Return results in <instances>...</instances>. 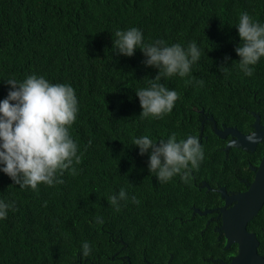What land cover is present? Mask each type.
<instances>
[{"label": "trees", "instance_id": "trees-1", "mask_svg": "<svg viewBox=\"0 0 264 264\" xmlns=\"http://www.w3.org/2000/svg\"><path fill=\"white\" fill-rule=\"evenodd\" d=\"M245 11L264 23V0H0V100L10 89L8 78L35 73L70 84L79 106L70 134L82 154L75 175L65 171L63 183H41L35 191L21 189L0 171V199L15 201V211L0 219V264L198 263L205 245L191 229L201 228L206 216H179L193 179L244 189L239 178L253 176L249 167L230 169L231 152L223 151L224 140L211 133L209 123L199 138L200 122L212 115L219 126L246 131L258 114L264 123V57L246 76L235 52L240 43L235 25ZM130 27L142 31L145 43L187 47L195 41L201 51L189 76L161 80L180 97L162 119L140 117L135 91L148 87L158 69L146 66L139 48L130 57L113 49L115 31ZM201 79L203 87L195 83ZM172 133L178 140L195 136L204 149L187 182L180 175L159 182L148 169L149 153L140 155L132 144L140 136L158 142ZM240 148L257 165L264 142L252 152ZM121 188L129 199L116 212L107 197ZM247 229L264 256V204ZM85 241L91 254L82 258ZM224 241L223 235L215 241L213 253L227 263L237 245L222 249Z\"/></svg>", "mask_w": 264, "mask_h": 264}, {"label": "clouds", "instance_id": "clouds-1", "mask_svg": "<svg viewBox=\"0 0 264 264\" xmlns=\"http://www.w3.org/2000/svg\"><path fill=\"white\" fill-rule=\"evenodd\" d=\"M235 26L240 37L235 48L240 58L238 68L244 75L252 76L254 66L264 57V23L245 11L240 13ZM114 37L113 49L118 54L130 57L139 48L146 57V66L158 69V74L149 79L148 87L135 91L142 108L140 117L162 119L172 111L180 97L161 80L190 75L192 65L201 57L197 43L189 42L187 47L179 43L169 46L162 40L145 43L143 33L137 27L116 30ZM5 82L10 89L6 98L0 100V171L21 189L30 187L35 191L41 183L50 187L63 183L60 177L64 172L75 175V165L82 161V154H78L79 146L70 134L79 112L75 90L70 84L51 83L45 76L35 73L23 80L8 78ZM190 83L193 81H186V84ZM195 83L200 87L204 85L202 79ZM199 112L203 113V109ZM207 117L205 115L202 120ZM203 125L201 121L199 138ZM248 139L255 142L256 138L253 135ZM88 144L91 145V140ZM132 144L139 147L140 155L149 153L148 169L161 183H167L177 175L187 182L191 171L198 169L204 159L202 144L191 135L178 140L172 133L158 142L145 135L134 138ZM107 199L119 212L120 202L127 201L129 196L121 188L118 194L109 195ZM131 200L139 204L135 196ZM14 205L15 201L0 199V219H6L9 210L15 211ZM96 222L103 224L104 220L96 217ZM90 254L91 247L85 241L80 255L87 258Z\"/></svg>", "mask_w": 264, "mask_h": 264}, {"label": "flooded vegetation", "instance_id": "flooded-vegetation-1", "mask_svg": "<svg viewBox=\"0 0 264 264\" xmlns=\"http://www.w3.org/2000/svg\"><path fill=\"white\" fill-rule=\"evenodd\" d=\"M256 118V117H255ZM205 124H210L209 129L211 133L214 134L215 127L219 129L221 132L224 130L226 127H235L239 132H242L243 134H249L252 132H255V127L253 126L256 122L259 123V126L261 129H264V123L260 122V117L259 120H253L249 124V128L246 131L240 130L237 126L232 125V126H219L217 122L213 120L212 115L208 116L206 119L201 120ZM255 121V122H254ZM223 134V133H222ZM209 134H205L206 137H208ZM225 135V134H224ZM218 137L221 140H224V144L222 145V149L224 152H231L230 154V164L231 168L236 167L239 169H246V167H249L253 171V176H254V170L253 168L257 167V165L253 164L246 154L243 152L237 150L239 147H235L233 144L237 139V136L233 133H227L225 137H221L218 135ZM259 142H264V137L259 141ZM259 142L255 145L254 149H246L248 152H252L256 149L258 146ZM241 147V146H240ZM232 148H236L235 151H232ZM241 149V148H240ZM264 151V150H263ZM260 161V160H259ZM246 164V166H245ZM252 176V179H253ZM252 179L249 181L247 180L246 177L239 178V180L244 181V189H236L234 187H231L228 184H221L219 181H213L207 182L205 179H201L200 183L194 182L193 179V186L194 188L189 192L190 198L186 202L185 207L183 208L182 211L179 212V216H186L188 218H196L197 214L198 215H204L206 216L204 220V225L199 228H192L191 231H196L198 232L197 234H201V239H200V244L205 245V251L200 253L198 256V263L196 264H206L208 261H220L223 264H226L221 257L219 256H214L213 253V245L216 240L221 239V236L223 235L225 238L224 231L221 227V218H222V207L224 206V201L225 198L222 195V192L219 191L220 188L225 189L226 193L230 195L237 194L241 191H244L247 189L248 184L252 181ZM234 202L228 204L226 208H228L231 204ZM251 231V230H249ZM253 232V231H252ZM224 247L222 249L227 248L225 247L226 244V238L224 241ZM233 244V243H232ZM237 245V244H236ZM237 252V249H236ZM236 252L232 255H228V262L232 258L233 255L236 254ZM227 262V263H228ZM123 264V263H122ZM168 264V263H167Z\"/></svg>", "mask_w": 264, "mask_h": 264}, {"label": "water", "instance_id": "water-1", "mask_svg": "<svg viewBox=\"0 0 264 264\" xmlns=\"http://www.w3.org/2000/svg\"><path fill=\"white\" fill-rule=\"evenodd\" d=\"M255 117V120H259L258 114H255ZM253 126L255 132L249 134H243L235 127H226L222 132L215 127V133L221 137H225L227 133H233L237 136L233 144L235 147L240 148L241 146L243 149L253 150L255 145L264 137V129H261L259 123L256 122ZM253 135L256 138L255 142H250L248 137ZM253 170V179L246 190L230 196L225 189L220 188L219 190L225 198L224 206L221 209L223 212L221 227L226 238L225 247L232 243L237 244L236 254L226 264H264V256L258 252L259 239L254 232L247 229L248 222L264 204V151L259 164ZM232 202L234 203L226 208Z\"/></svg>", "mask_w": 264, "mask_h": 264}]
</instances>
